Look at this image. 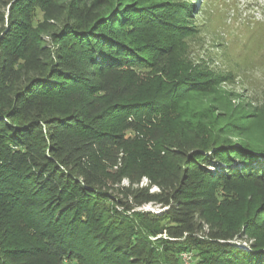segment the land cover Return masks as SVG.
Instances as JSON below:
<instances>
[{
  "label": "trees",
  "instance_id": "obj_1",
  "mask_svg": "<svg viewBox=\"0 0 264 264\" xmlns=\"http://www.w3.org/2000/svg\"><path fill=\"white\" fill-rule=\"evenodd\" d=\"M193 13L0 0V264H182L194 251L198 264H264V164L205 118L159 122L202 91L197 70L165 77ZM241 179L258 205L232 224L216 190ZM149 203L162 212L138 210Z\"/></svg>",
  "mask_w": 264,
  "mask_h": 264
},
{
  "label": "rangeland",
  "instance_id": "obj_2",
  "mask_svg": "<svg viewBox=\"0 0 264 264\" xmlns=\"http://www.w3.org/2000/svg\"><path fill=\"white\" fill-rule=\"evenodd\" d=\"M168 2H179L194 13L188 17L191 33L186 32L172 51V68L165 77L175 82L176 78L190 76L197 70L200 75L190 79L198 80L194 86L202 91L192 94L179 106L181 114L159 122L174 131L180 126V116L189 113L190 117H196L195 122L199 117L205 118L200 122L204 128L211 130L208 126L213 123L214 135L237 146L242 145L240 142L246 144L245 149L261 162L254 165L264 164V0ZM41 18L36 10L34 20ZM211 77L217 79L207 85ZM216 197L219 202L227 203L217 209V214L232 224L244 222L246 212L247 217L252 216L258 205L251 182L242 179L234 182L233 189L219 187ZM138 210L160 213L163 208L149 203ZM179 260L182 264H198L199 255L195 251L183 252Z\"/></svg>",
  "mask_w": 264,
  "mask_h": 264
}]
</instances>
